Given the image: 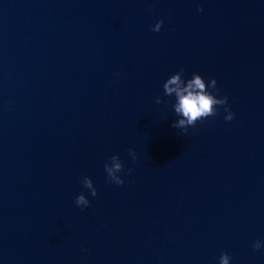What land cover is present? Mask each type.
Segmentation results:
<instances>
[{"label": "clouds", "instance_id": "clouds-1", "mask_svg": "<svg viewBox=\"0 0 264 264\" xmlns=\"http://www.w3.org/2000/svg\"><path fill=\"white\" fill-rule=\"evenodd\" d=\"M197 11H203L199 6ZM163 24V20H157L152 26V31L158 32ZM184 68L181 67L179 71L170 75L163 83V93L165 96H175V103L172 107L178 119L173 122V127L180 129L181 133L187 134L189 126H195L197 121H202L209 116L218 114V107L223 106L225 121H231L234 118V113L228 106L227 96H216L213 92H219L216 86L214 77H209L207 84L204 79L196 72H193L190 79H182ZM186 81V83H185ZM212 89V92L209 91ZM156 102L160 103L161 98L156 97ZM129 154L132 156L133 161L136 159L135 152L132 148L128 149ZM110 163L104 164V171L107 173V180L109 183H114L117 186L123 185L124 180L117 175L118 172L123 170V166L117 155L109 157ZM129 173L131 169L128 170ZM83 187L87 188L90 194L94 197L97 192L93 187L92 181L89 177L82 178ZM75 204L78 207L84 208L89 205V200L83 193L75 197ZM254 250L261 247V242L256 240L252 245ZM229 255L221 252L219 256V264H229Z\"/></svg>", "mask_w": 264, "mask_h": 264}, {"label": "water", "instance_id": "water-1", "mask_svg": "<svg viewBox=\"0 0 264 264\" xmlns=\"http://www.w3.org/2000/svg\"><path fill=\"white\" fill-rule=\"evenodd\" d=\"M0 264H62L1 180Z\"/></svg>", "mask_w": 264, "mask_h": 264}]
</instances>
